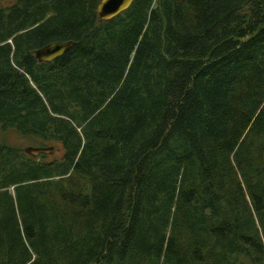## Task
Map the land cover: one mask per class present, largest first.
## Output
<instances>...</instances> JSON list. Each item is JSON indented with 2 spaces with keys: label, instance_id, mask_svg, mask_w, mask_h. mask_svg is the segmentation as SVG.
Returning <instances> with one entry per match:
<instances>
[{
  "label": "trees",
  "instance_id": "obj_1",
  "mask_svg": "<svg viewBox=\"0 0 264 264\" xmlns=\"http://www.w3.org/2000/svg\"><path fill=\"white\" fill-rule=\"evenodd\" d=\"M0 1V264H264V0Z\"/></svg>",
  "mask_w": 264,
  "mask_h": 264
},
{
  "label": "water",
  "instance_id": "obj_2",
  "mask_svg": "<svg viewBox=\"0 0 264 264\" xmlns=\"http://www.w3.org/2000/svg\"><path fill=\"white\" fill-rule=\"evenodd\" d=\"M134 1L135 0H102L97 8L98 16L101 20L104 21L111 20L128 10ZM74 43L75 42L72 40L51 43L36 51V58L40 62H52L68 52L72 48ZM53 151L54 148L43 149L29 147L26 149V152L33 156H39L42 153L51 154L53 153Z\"/></svg>",
  "mask_w": 264,
  "mask_h": 264
},
{
  "label": "rangeland",
  "instance_id": "obj_3",
  "mask_svg": "<svg viewBox=\"0 0 264 264\" xmlns=\"http://www.w3.org/2000/svg\"><path fill=\"white\" fill-rule=\"evenodd\" d=\"M8 1H0V7L7 5ZM2 140V136L0 135V141ZM8 142L15 145L23 146V148H28L25 142H23L21 139L16 136L15 133H10L8 136ZM54 152V151H53ZM63 150L61 149V146L57 145L55 148V152L48 155V160L52 159H59L63 156Z\"/></svg>",
  "mask_w": 264,
  "mask_h": 264
}]
</instances>
